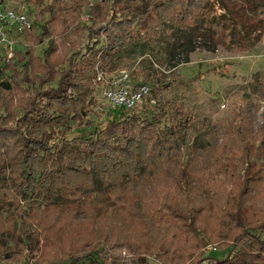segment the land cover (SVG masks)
<instances>
[{"label":"rangeland","instance_id":"rangeland-1","mask_svg":"<svg viewBox=\"0 0 264 264\" xmlns=\"http://www.w3.org/2000/svg\"><path fill=\"white\" fill-rule=\"evenodd\" d=\"M76 1L82 4L77 17L71 12ZM140 1L120 0V8L138 6L140 21L111 29L107 0H0V5L25 8L32 22L42 10L43 21L49 20L47 8L53 5L50 32L42 43L14 33L13 50L32 49L34 70L42 74L40 58L47 48L53 47L49 59L56 68L64 69V61L82 46L72 77L95 88L98 114L71 123L69 158L86 150L79 170H64L63 176L57 163H47L54 183L29 192L8 179L9 167L1 160L5 153H18L17 137L0 135V264H67L63 258L94 251L103 264H198L203 258H222L242 227L264 237V34L247 52L227 50L208 33L181 27L174 0ZM91 24L98 43L88 45L83 26ZM5 53L2 46L0 59ZM120 70L131 71L151 88L134 112L151 114L154 101L148 98L158 84L168 109L179 108L178 117L187 119L185 136L163 135L162 126L143 128L116 118L96 77L100 71ZM26 95L17 84L10 90L0 87V106L7 107L8 119ZM88 121L93 129H107L103 140L111 160L102 158L98 146L90 153ZM237 126L244 127L240 135ZM127 139L145 147L140 159L134 149L119 151ZM246 157L250 168L244 175ZM117 160H124L126 168L117 169ZM8 163L17 168L16 160ZM136 168L146 169L147 177L133 176ZM181 169L190 174L186 184L179 178ZM238 211L242 226L235 222ZM188 214L194 220L191 231L182 219ZM23 230L39 231L37 253L24 254L15 244Z\"/></svg>","mask_w":264,"mask_h":264},{"label":"trees","instance_id":"trees-1","mask_svg":"<svg viewBox=\"0 0 264 264\" xmlns=\"http://www.w3.org/2000/svg\"><path fill=\"white\" fill-rule=\"evenodd\" d=\"M107 1L109 10L112 12L109 22L111 29L114 26L120 27V25L135 24L140 21L138 6L132 7L127 3L126 6L120 8L117 5L120 0ZM152 1L155 2V0ZM174 3L180 6L178 13H180L181 27L208 33L214 44L222 45L227 50L236 49L247 52L261 40L264 34V0H174ZM75 5L74 9L71 7V12L77 17L82 4L76 1ZM52 6L47 8L51 16ZM43 12L44 10L38 13L30 31L24 32L26 41H32L34 45L41 44L44 35L50 32L48 24L51 16L49 20L43 21ZM93 24L88 27L83 26V29H86L88 45L91 42L98 43ZM38 26L41 29L39 34H37ZM81 49H83L82 46L71 53V56L64 61L67 64L66 67L61 69L56 68V64L49 59L53 47L47 48L43 58H40L41 69L44 70L42 74H39L41 71L34 70L32 63L34 58L30 48H26L23 52H14L9 63L0 59V87L10 90L11 84H17L27 94L25 102L15 111L12 120L8 119L7 107L0 106V135L12 134L17 137L19 143L18 153L11 151L10 156L5 153L1 160L7 162L9 167L8 179L16 182L18 186H23L25 192L32 191L37 185L49 187L54 183L55 176L53 177L46 167L47 163H57L61 169V175L64 176L66 173L64 170L78 171V167L85 162L86 150L81 154L76 150L74 157L70 159L69 156L73 151L67 148V145L74 140V137H68L71 123L88 114L94 118L98 117L93 110L97 105L94 96L95 88L89 84H80L72 77L73 62L80 55ZM9 64L12 65L9 67ZM156 87L155 92L152 91L151 97L148 98L149 101H154L150 115L140 116L139 113L134 112V109L126 111L122 108H114L118 112L116 118L135 122L143 128L162 126L163 135L170 134L175 138H182L185 136L187 119L178 117L176 110L179 108H174V111L169 110L171 108L168 107L169 102L165 100L162 88L158 84ZM125 112L131 113L126 114ZM90 122L88 121L85 125L90 129L87 139L92 140L87 145L90 153L98 146L104 151L102 158L105 161L111 160V156L105 152L109 149L107 142L103 140L107 135V129L101 126L93 129ZM237 128L239 129L238 135L242 134L244 127L237 126ZM132 149L136 151L135 159L142 157L141 152L145 153V147L138 143L133 144L131 139H127L119 151L130 153ZM246 159L247 157L244 160V175L249 174L250 168L249 159ZM10 160H16L17 168L9 166ZM125 163L124 160H117V169L126 168ZM40 165H43V168H39ZM132 172L135 177H147L146 169L136 168ZM189 175L188 171L180 170L179 178L182 179V183L186 184ZM151 176L152 174H149V177ZM104 200L108 199L102 201ZM237 213L239 214L235 222L242 226L241 214L239 211ZM182 219L188 220L187 227L190 231L194 229V220L190 214ZM35 226L38 229V224ZM241 229L225 247L227 251L222 258L207 257L198 264H264V237L253 233L257 231L255 228L242 227ZM199 232L201 231H197ZM20 234L22 240L17 241L15 238V244L22 246L24 254L37 253L36 248H39L41 240L39 231L26 232L23 230ZM87 258L92 259V264H103L97 258L95 251L78 257L67 256L63 258V262L81 264Z\"/></svg>","mask_w":264,"mask_h":264},{"label":"built area","instance_id":"built-area-1","mask_svg":"<svg viewBox=\"0 0 264 264\" xmlns=\"http://www.w3.org/2000/svg\"><path fill=\"white\" fill-rule=\"evenodd\" d=\"M23 7L0 5V48L6 49L5 63L13 57L11 34H24L32 28V20ZM103 89V97L109 106L126 111L135 109L150 94L151 88L143 81L135 80L131 71L120 70L107 74L100 71L96 77Z\"/></svg>","mask_w":264,"mask_h":264}]
</instances>
